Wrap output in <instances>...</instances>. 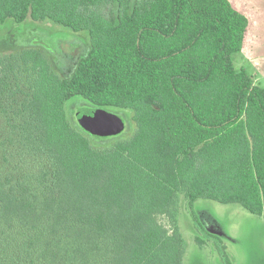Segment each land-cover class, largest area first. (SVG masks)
<instances>
[{
    "label": "trees",
    "instance_id": "16d2710c",
    "mask_svg": "<svg viewBox=\"0 0 264 264\" xmlns=\"http://www.w3.org/2000/svg\"><path fill=\"white\" fill-rule=\"evenodd\" d=\"M7 19L90 43L69 77L36 46L0 53V264H183L182 197L264 217V86L235 65L232 0H0ZM74 96L132 109L134 134L95 144Z\"/></svg>",
    "mask_w": 264,
    "mask_h": 264
},
{
    "label": "rangeland",
    "instance_id": "374dc122",
    "mask_svg": "<svg viewBox=\"0 0 264 264\" xmlns=\"http://www.w3.org/2000/svg\"><path fill=\"white\" fill-rule=\"evenodd\" d=\"M232 2L250 19L248 41L245 48L234 56L235 65L246 68L254 75L256 84L264 86V0ZM89 43L86 32H74L48 21L7 19L0 22V53L36 46L45 51L62 77H69L76 70L80 59L87 54ZM94 108L97 107L81 96H74L66 102L68 117L77 128L81 126L82 114ZM105 109L121 116L126 128L119 135L94 140L95 144L110 146L118 139L134 134L136 125L132 109ZM157 219L165 227H170L167 216L158 215ZM179 226L187 241L183 264H229L228 260L231 264H264V217L250 213L239 204L200 199L191 208L182 197ZM196 237L205 243L197 242Z\"/></svg>",
    "mask_w": 264,
    "mask_h": 264
},
{
    "label": "water",
    "instance_id": "95a60500",
    "mask_svg": "<svg viewBox=\"0 0 264 264\" xmlns=\"http://www.w3.org/2000/svg\"><path fill=\"white\" fill-rule=\"evenodd\" d=\"M80 118L82 127L100 137L119 135L126 128L121 116L105 108L87 109Z\"/></svg>",
    "mask_w": 264,
    "mask_h": 264
}]
</instances>
